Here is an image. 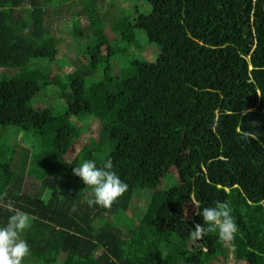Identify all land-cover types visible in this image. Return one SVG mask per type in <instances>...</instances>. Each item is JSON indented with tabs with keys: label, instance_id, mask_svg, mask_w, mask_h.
<instances>
[{
	"label": "trees",
	"instance_id": "16d2710c",
	"mask_svg": "<svg viewBox=\"0 0 264 264\" xmlns=\"http://www.w3.org/2000/svg\"><path fill=\"white\" fill-rule=\"evenodd\" d=\"M138 1L150 13L136 8L124 20L132 38L122 31L116 41L102 26L120 21L117 5L103 0H0V205L32 218L26 264H215L230 253L264 264V0ZM66 12L89 20L92 36L74 24L77 41L104 39L109 49L85 43L64 75L66 66L54 69ZM43 89L58 108L33 106ZM93 121L98 140L83 160H110L128 185L110 208L88 205L92 188L68 158ZM240 129L258 138L245 142ZM173 172L179 184L164 185ZM136 197L143 203L131 220ZM217 202L238 224L230 247L218 230L191 234ZM9 215L0 207V226Z\"/></svg>",
	"mask_w": 264,
	"mask_h": 264
},
{
	"label": "clouds",
	"instance_id": "9594fccd",
	"mask_svg": "<svg viewBox=\"0 0 264 264\" xmlns=\"http://www.w3.org/2000/svg\"><path fill=\"white\" fill-rule=\"evenodd\" d=\"M238 131L245 142L258 138L255 131ZM112 169L110 160L101 167L93 160H85L73 168V175L92 188V198L87 200L90 207L110 208L127 192V183ZM0 207L11 213L7 223L0 226V264H24L25 258L31 254V249L23 234L31 228L32 218L28 213L16 208L11 201ZM199 216L202 217L203 224L195 225L191 233L197 239H203L210 232L218 230L221 239L230 241L238 232L233 209L227 202H217L215 207H205Z\"/></svg>",
	"mask_w": 264,
	"mask_h": 264
},
{
	"label": "rangeland",
	"instance_id": "374dc122",
	"mask_svg": "<svg viewBox=\"0 0 264 264\" xmlns=\"http://www.w3.org/2000/svg\"><path fill=\"white\" fill-rule=\"evenodd\" d=\"M103 1L105 4H108V6L113 5L114 9H115V6L117 5V17L120 18L119 19L120 21L114 23V22H112L113 20H106V18H104L105 22H107L108 25L106 26V23H105L104 26H102L106 36L112 34L113 38L116 39V41H118L120 39V35H121L122 31L126 33L127 37L132 38V36H133L132 31L128 32V26L125 25L126 23L124 20L129 19L131 17L132 19H130V20L134 21V17H136V15L134 14L135 13L134 11L136 10V8H138V10H139L138 12L140 14H149L150 10H151L150 4L147 1H138V0H135V1H133V0H103ZM102 7H103V4H102ZM105 7H103V9H105ZM76 11H78L80 13L81 12L80 7L78 9H76ZM113 14H115V12ZM120 14H121V17H120ZM106 15H108V14H106ZM124 15H126V16L124 17ZM101 17L103 18L102 15H101ZM76 19L74 17L72 18L71 14H68L66 12V20L64 21L65 23L63 26V27H65V32L63 34L58 33L56 36L57 39H61V38L63 39V43L61 44L62 54L60 57V59H62L63 61L60 62V67L58 66V67H55V69H54V70H56L55 72H57V70L59 71L58 74L60 72H62L64 69H65V71L62 73L64 75L68 74L69 72H71L74 69L73 66H71L73 64L72 62L83 60V57H80V56L78 57V56H76V54L78 53L77 51L80 48H86V47H84L85 43H90V44L92 43V45H94L95 49H98L99 51H101L104 54H106L108 49H109L107 47V43H106V41H104V39H96L93 37V39H91V40L87 39L85 41L83 38V39H81V41H77L78 39L75 38V36L73 34V29H72L73 27H75L74 24L78 25L80 23L79 25L86 32L85 34H89L91 36L93 34H92L91 27H90V23L88 22L89 20L87 19L86 16H84L82 18H78L77 19L78 21ZM56 27L60 28L58 23H57ZM53 31L57 32L58 30L56 28H54ZM138 35L140 38V43H138V44L141 47L142 46L145 47V45L147 46L148 43H146V39H144L143 33L139 32ZM84 37H89V36L85 35ZM145 51L147 53V58L150 61H153L155 56H157V54L159 53V49L153 44H150L148 47H146ZM134 52L136 55V51H134ZM132 56H134V55H132ZM137 56H139V55H137ZM130 58H131V56L125 58V61H127V63H128V60H130ZM33 63L35 64L36 62L33 61ZM64 66H66V67L62 70V68ZM7 71L10 72L11 75L17 73V70H15V69H12V70L10 69ZM60 102H61V99L57 95L47 94L45 92V89H43L35 97L34 102L32 101V104L34 103L33 106L35 105V107L37 109L44 110V109H47L48 107L49 108H54V107L58 108V106L60 105L59 104ZM80 125H82V123H79V126ZM99 131H100L99 123L96 121L91 122V127H90L89 131H87L83 135L81 141L76 146H74L71 149V151L69 150L70 154L68 155V158H69L70 163H73L76 166H78L82 161H84L83 160L84 157L89 156V154L85 152V147L91 139L98 140ZM10 134H11L10 135L11 141L16 140V141H19L20 144H23V142L21 140V139H23V137L21 134L19 136H16L17 134H19L16 132H14V133L11 132ZM25 142H26V144H29V145H31V143H32V141L29 138H26ZM190 151H191V148H190V144L188 143L187 153L189 154ZM171 180H173L172 186L179 184V177L177 175H175V172H173V175L171 178L164 181V185H168V182ZM31 182H32L31 179H30V181L28 180L27 186L29 184H31ZM142 203H143V200H141L139 197H136L134 199L129 212L127 213V217L129 219L135 220L136 209ZM196 207H197V205H192L190 207V209L188 210L187 215H186V217L188 219H191L194 216V214L196 212ZM230 246H231V240L230 241L227 240V247H230ZM26 262H27V259L25 258L24 264H26ZM215 264H249V263L246 261H244V262L237 261L234 258V255L230 253V255L228 257H226L225 259H220Z\"/></svg>",
	"mask_w": 264,
	"mask_h": 264
}]
</instances>
